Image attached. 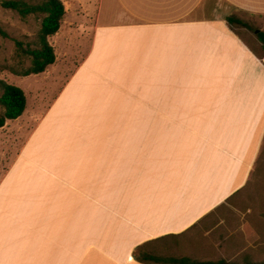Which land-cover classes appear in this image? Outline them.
Here are the masks:
<instances>
[{
	"label": "crops",
	"instance_id": "obj_1",
	"mask_svg": "<svg viewBox=\"0 0 264 264\" xmlns=\"http://www.w3.org/2000/svg\"><path fill=\"white\" fill-rule=\"evenodd\" d=\"M76 11L24 77L43 94L0 127L17 126L0 144V264L226 261L245 231L225 204L264 147V54L227 17L264 31V0H96L82 51L78 31L65 43Z\"/></svg>",
	"mask_w": 264,
	"mask_h": 264
},
{
	"label": "rangeland",
	"instance_id": "obj_2",
	"mask_svg": "<svg viewBox=\"0 0 264 264\" xmlns=\"http://www.w3.org/2000/svg\"><path fill=\"white\" fill-rule=\"evenodd\" d=\"M28 1L34 2L35 0ZM62 2L66 9V15L64 16L66 21L73 18V11L77 8L75 12L77 14L75 17L77 25L74 27L75 32L72 30L74 35L69 34L68 40L65 39V43L69 48L70 43H73L75 46V40L73 38L78 31L82 39H76V43L81 45L80 51H82L84 47L83 41L87 40L82 33L84 29L91 31L90 27L92 25L90 22L91 16L94 13L93 9L96 0H62ZM42 17L43 15L31 14L26 18H21L16 11L4 8L0 5V25L8 35L4 37L0 34V79L22 88L30 103L36 93H39V95L43 94H41L40 91L42 83L37 82L35 78H24L25 76L19 73L28 68L31 64V56L26 54L23 50L28 48H39L37 35ZM239 17L248 26L245 27L242 24L232 23V27L239 32H248L245 36H249L244 38L249 39L251 43L257 44L255 31L260 29L262 25V23H260L261 21L258 20L257 16L247 14H241ZM65 23L66 27L63 29L66 31L72 24L69 22ZM17 41L22 43V49L17 47ZM48 41L53 49L55 47L58 52L59 47L64 46L59 44L63 43L62 40L59 43L57 41L54 43L52 36L48 37ZM43 88H46V86L43 85ZM47 91L48 94H50L52 89L49 87ZM2 111L3 108L0 106V114ZM40 113L41 110L39 109L36 115ZM16 127L15 124L9 123L7 128H0V144L4 142L9 143V136H11L9 131H12ZM6 137H8V139H6ZM262 151L249 184L241 190L240 193L228 199L225 204L228 207L236 208L235 216L238 218V224L236 226L237 228H243L245 231V238L242 239V245L237 246V250L231 253L226 259L230 264L264 263V147ZM241 219L243 222L242 227L240 224ZM154 252L162 256L181 255L172 247H167L165 250L163 247H156ZM159 264L169 263L161 262Z\"/></svg>",
	"mask_w": 264,
	"mask_h": 264
},
{
	"label": "trees",
	"instance_id": "obj_3",
	"mask_svg": "<svg viewBox=\"0 0 264 264\" xmlns=\"http://www.w3.org/2000/svg\"><path fill=\"white\" fill-rule=\"evenodd\" d=\"M0 5L4 8L14 10L21 18H26L28 15H43L41 25L38 31L39 48L24 49L26 54L31 56V64L28 68L21 71L19 74L27 76L43 72L50 64L55 61V53L52 45L48 41V37L54 35L60 28L63 16L65 14V6L62 0H0ZM229 23H238L243 26H248L242 20L236 17H227ZM0 34L7 37L6 31L0 25ZM256 39L261 45L262 53L264 54V31L257 30ZM17 47L22 49V43L17 41ZM0 106L3 108L0 114V127L4 125L6 120L15 119L22 114L26 106V97L24 91L14 84L7 83L0 79ZM139 246L133 252L134 258L138 261L147 262L155 261L154 257L143 255L138 256L137 252L141 250ZM138 250V251H137ZM181 259V262H184ZM195 264H230L225 260L203 261Z\"/></svg>",
	"mask_w": 264,
	"mask_h": 264
},
{
	"label": "water",
	"instance_id": "obj_4",
	"mask_svg": "<svg viewBox=\"0 0 264 264\" xmlns=\"http://www.w3.org/2000/svg\"><path fill=\"white\" fill-rule=\"evenodd\" d=\"M262 264H264V263H262Z\"/></svg>",
	"mask_w": 264,
	"mask_h": 264
}]
</instances>
